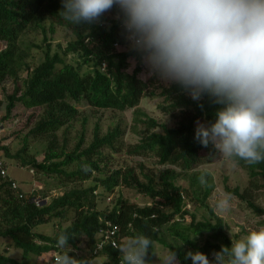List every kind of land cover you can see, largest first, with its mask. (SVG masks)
Instances as JSON below:
<instances>
[{"label":"trees","instance_id":"16d2710c","mask_svg":"<svg viewBox=\"0 0 264 264\" xmlns=\"http://www.w3.org/2000/svg\"><path fill=\"white\" fill-rule=\"evenodd\" d=\"M61 9V0H0V87L8 76L17 77L18 70H27L24 88L17 86L8 96L4 119L12 115L18 103L27 108L42 106L45 113L30 134L55 135L77 117L78 102L86 101L98 109L134 108V120L143 123L145 130L140 139L131 145L130 152L155 157L160 164L171 165L175 169L167 168L159 175L143 172L142 178L132 167L111 168L105 150L115 152L120 148L119 140L123 132L119 126L103 136L96 132L94 140L84 149L83 136L71 152L48 151L40 162L34 156L27 158L24 155L29 148L27 138L15 152L7 145H0L6 157L20 161L23 166L34 165L50 176H63L67 181L88 180L93 172L102 174L93 185L72 187L42 206L30 198L19 197L7 181L1 182L0 236L12 238L14 245L23 250L24 256L30 253L41 256L47 252H53V255L55 251H60L62 254L67 252L83 264H89V260L77 256L75 250L79 248L81 239L85 238L88 249L93 251L99 231L110 220L120 227L119 246L125 239L142 233L152 237L154 242L168 245L178 254L179 264H192L191 259H185L189 251L203 252L213 260V252L220 251L222 246L231 247L232 238L224 219L204 201L211 192V181L206 179L207 185L200 199L211 219L197 221L195 215L184 208L188 201L185 194L188 197L191 194L178 184V179L210 162L211 155L218 152L212 144L204 147L196 141L195 132L198 121L207 125L215 122L216 112L222 105L214 103L208 96L201 101H194L176 84L157 86L155 75L148 79L140 77L144 67L141 56L130 48L121 50L115 46L116 43H128L121 21L116 17L109 19L103 15L92 24L72 25L59 15ZM112 13L117 16L118 9L113 8ZM46 20L50 21L52 28L61 25L71 29L76 38L63 48L62 53L52 52L48 44L44 49V59L32 68L20 54L19 42L23 32L34 25L42 26ZM69 53L79 55L77 64L66 60ZM131 57L136 60L133 71L128 70ZM103 63H106V70L102 69ZM158 88H161L159 95L167 102L160 107L167 112L179 110L175 126L159 123L140 108L142 99L147 95L154 96ZM200 104H203V108ZM54 158L61 160L52 161ZM233 159L247 170L251 181L262 178L264 186V162L248 165L242 159ZM73 163H77V168L68 170L67 167ZM202 174L199 172L190 177L191 191L195 195L201 190L199 177ZM99 184L109 192L115 191L118 186L135 188L147 195L151 202L140 206L135 201L119 196L111 209L100 210L94 198ZM226 190L246 200L256 214L264 215V207L253 202L239 187L227 186ZM191 198L199 201L197 196ZM68 209L74 211L71 223L65 227L59 225L54 235L36 230L38 225L49 223L54 218L65 219ZM165 231L179 243L167 242L163 234ZM61 234L69 237L68 244L73 249L63 251L57 246ZM205 234L207 236L201 242L199 239ZM118 249L108 246L103 252L119 264L121 255ZM152 250L155 252V246ZM91 255L93 258L96 254L92 252ZM149 259L154 264L151 250ZM0 264L36 263H23L0 252Z\"/></svg>","mask_w":264,"mask_h":264},{"label":"clouds","instance_id":"9594fccd","mask_svg":"<svg viewBox=\"0 0 264 264\" xmlns=\"http://www.w3.org/2000/svg\"><path fill=\"white\" fill-rule=\"evenodd\" d=\"M59 15L72 25L98 22L118 9L117 19L131 50L154 75L176 84L192 100L205 96L222 105L215 122H197L195 139L212 144L224 157L248 165L264 162V0H61ZM203 108V104L199 105ZM87 167V166H85ZM207 185L205 174L199 177ZM230 196L218 202L227 207ZM196 238V237H195ZM193 238V239H195ZM61 234L58 247H69ZM152 237L136 234L121 242V264H151ZM157 255V254H156ZM213 260L189 251L192 264H264V228L231 247L213 252ZM160 264H179L169 250ZM56 264H83L67 252Z\"/></svg>","mask_w":264,"mask_h":264},{"label":"rangeland","instance_id":"374dc122","mask_svg":"<svg viewBox=\"0 0 264 264\" xmlns=\"http://www.w3.org/2000/svg\"><path fill=\"white\" fill-rule=\"evenodd\" d=\"M104 16L109 19L117 17L112 13V10L105 12ZM50 26V21L46 20L42 23V26H31L23 32L21 36L19 42L20 54L24 61L32 68L44 59V49L48 44L52 52L58 51L62 53L63 48L76 38L73 31L69 28L61 25H54L53 28ZM117 48L124 50L130 47L129 43H127ZM65 58L67 61L75 64H77L80 59L77 53H69ZM135 64L136 60L131 57L128 70L133 71ZM153 75L149 67L144 63L140 77L148 79ZM155 76L157 79V86H168L171 84L163 81L157 75ZM26 77L27 70H18L17 77L8 76L0 87V125L4 127L0 135V145H7L12 152H15L21 148L24 139L27 138L29 148L24 155L27 158L34 156L35 159L40 162L43 161L48 151L57 153L62 151L71 152L75 149L83 136L84 142L82 149H84L94 140L96 132L100 136H103L109 130L119 126L123 132L119 140L120 148L115 152L110 149L105 150V152L108 153L111 168L132 167L142 178L143 172H153L159 175L167 168L175 169L174 166L160 164L155 157H145L130 152L131 145L135 144L140 139L141 134L145 130L143 123L134 120V108L127 110L98 109L89 105L86 101L78 102L76 103L79 108L77 117L62 127L55 135L43 134L34 136L30 134V131L37 125L45 113V109L42 106L27 108L21 103H18L12 115L4 119L8 96L14 92L17 86H20L22 89L24 88ZM160 92L161 88H158L154 96H145L141 101L140 108L159 123L175 126L179 119V110L175 112L163 110L160 105H166L167 102L159 95ZM200 123L207 125L205 122ZM155 130H159V128ZM0 158L6 161L9 173L20 185V191L26 195H30L29 193L34 187L37 197L40 196L43 199L47 197V202L63 194L64 191L72 187H88L93 185L96 179L102 175L99 172H93L92 177L88 180L71 182L65 180L63 176H50L34 165L23 166L20 161L6 157L2 150H0ZM59 160H61V158H54L52 161ZM142 163H144V167ZM67 168L68 170H74L77 168V163H73ZM32 169L34 173L31 172ZM176 169L178 170V168ZM199 172L205 174L206 179L211 181L209 182L210 186H212L210 194L204 201L224 219L227 232L233 240L238 241L246 239L252 231L264 228V215L256 214L253 209L249 207L246 200L226 190L227 186L230 188L239 187L240 191L244 192L248 198L257 205L264 207V186L262 178L251 181L247 170L238 165L233 157H224L219 152L211 155L210 162L198 166L186 177H180L178 179V184L182 185L186 190L188 189L190 192L189 194H191L190 197H188L187 194L185 195L191 205L190 213L195 215L197 221L211 219L209 211L200 201V199L203 198L202 192L205 186H201L200 192L196 195L191 191L190 177ZM119 196L135 201L140 206L151 202V199L147 195L139 192L135 188L118 186L115 191L109 192L104 189L102 184H99V187L94 192L96 207L100 210H109L115 205ZM191 196H197L199 201L191 198ZM228 196H230V199L227 207L224 209L218 208V202ZM73 217L74 211L68 209L65 219L61 220L59 218H54L49 223L38 225L36 230L47 235H54L59 225L64 227L69 225ZM189 220L190 217H188V221ZM163 234L170 244L179 243V240H176V238L171 236L167 231L163 232ZM206 236L207 234L200 237L199 240L203 242ZM71 248L72 247L69 246L62 250H69ZM169 250L171 249L168 245L155 242V253L157 255L162 256ZM0 252H7V255L23 263L56 264L54 256L52 255L53 252H47L41 256L34 253L24 256L23 250L16 247L10 237L0 236ZM91 253L92 251L88 249L85 238H82L79 248L75 250L77 256L87 258L90 264H116L113 262L111 256L105 252L98 253L93 258H91ZM156 254H154V264H160L159 257Z\"/></svg>","mask_w":264,"mask_h":264},{"label":"built area","instance_id":"2783aa9c","mask_svg":"<svg viewBox=\"0 0 264 264\" xmlns=\"http://www.w3.org/2000/svg\"><path fill=\"white\" fill-rule=\"evenodd\" d=\"M89 38L86 39L88 41ZM116 47L120 46L119 43L115 44ZM106 63L102 64V69L106 70ZM4 127L0 125V135L3 132ZM32 173H34V170H31ZM7 181L11 187L19 194V197L21 198H30L31 201L36 203L38 206H42L44 203L47 202V197H37L36 195V189L33 187L30 191V195H26L22 191H20V185L18 181L9 173L8 165L6 161L2 158H0V183ZM185 209H188L190 211L191 205L189 201H186ZM119 239H120V227L117 223L108 220L106 222V226L103 227L98 235L97 240L95 243V247L93 249V253L98 254L105 250L106 247H113L118 248L119 247ZM62 255L60 251H56L53 256L56 261L57 256ZM90 264V263H89ZM119 264H121V259L119 260Z\"/></svg>","mask_w":264,"mask_h":264},{"label":"crops","instance_id":"0c3cea01","mask_svg":"<svg viewBox=\"0 0 264 264\" xmlns=\"http://www.w3.org/2000/svg\"><path fill=\"white\" fill-rule=\"evenodd\" d=\"M7 253V252H6Z\"/></svg>","mask_w":264,"mask_h":264}]
</instances>
